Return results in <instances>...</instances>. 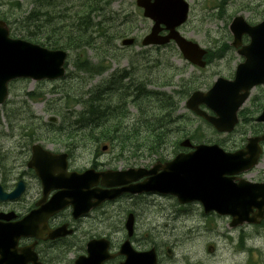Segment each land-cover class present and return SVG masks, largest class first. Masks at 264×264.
<instances>
[{
	"label": "rangeland",
	"instance_id": "374dc122",
	"mask_svg": "<svg viewBox=\"0 0 264 264\" xmlns=\"http://www.w3.org/2000/svg\"><path fill=\"white\" fill-rule=\"evenodd\" d=\"M39 0H0V14L8 16L15 28L16 23L22 21L24 17L34 8L51 9L53 6L61 8L57 11L60 15L73 14L77 7L73 6L78 0H54L55 5H40ZM189 4L188 19L179 27L180 32L191 39L196 40L201 46L216 50L227 42L230 43L232 36L228 30L231 18L236 14H242L249 22H258L264 18V0H186ZM109 10L114 18L104 26L108 31L114 29L131 30L129 36L136 37V43L130 47L122 48L119 39L111 42H104L97 38L93 47L88 48L87 57L93 62H97L102 55L105 71L102 75L90 76L86 72L78 70L75 66L77 57L75 52L70 54L68 59V76H74L72 79L67 78L65 81H40L35 82L29 79L15 81L11 86L8 101L0 106V152L3 155L10 146L14 145V140L9 134L10 131L5 125L6 111L11 116V123L14 128V136L19 137L21 125L27 124L17 122L19 112L26 103L25 91L32 90L34 98H30L29 104L31 113L40 120H47L55 116L57 120L67 117V121H73L75 116L82 110L80 104H73L72 98H68L69 89H72L71 97L80 98L83 93L93 89L96 84H100L103 79L116 73L119 69L132 67L135 73V79L139 80V75L146 82L147 89H160L171 91L173 93L172 106L166 104V109L177 108L174 113L175 118L172 122L164 123L165 141L156 147L152 152H141L140 157L116 155V146L108 140L94 141L86 148V137L80 141L83 145H78L74 151V157L78 158L76 164L85 166L96 157L97 162L104 168H118L127 166L130 163L149 166L155 160L170 159L175 153L183 148L178 146L185 136H192L193 139L200 142H217L225 149L232 150L240 139V134L245 131L244 122L242 121L232 134L216 133L210 126L199 120L190 113L185 105L182 95H177L175 91L185 79L189 91L192 89L208 88L217 76L231 77V73L238 59L233 49H221L217 58L212 59L208 66L202 70L191 65L186 66L180 53L174 48L163 47L168 51L164 58L158 57L154 50H147L145 57L139 56L140 40L148 32L151 22L144 19L141 12L135 6L134 0H113ZM220 12V13H219ZM219 13V14H218ZM91 14L90 18L92 19ZM72 18L71 16H69ZM97 19V18H96ZM73 19L64 21L68 24ZM27 29L17 31L16 36L28 33L35 28L24 26ZM170 47V46H169ZM145 49V48H144ZM113 52V55H105V52ZM221 56V57H220ZM101 59V60H102ZM234 59V60H233ZM72 71V72H71ZM138 75V76H137ZM168 79L170 82L162 86L155 85L154 82H160ZM57 90H60L57 91ZM188 91V92H189ZM106 97L107 93L104 94ZM155 95V94H154ZM45 97V99H43ZM146 97V96H145ZM143 98L139 108L132 102H124L128 97L123 95L118 101L126 105V112H129V119L124 124L137 125L142 129L138 141L144 143L151 136L144 135V128L141 123L146 118H152L163 111L165 100L158 99L157 95ZM61 100L58 101L57 99ZM86 98V96H84ZM115 98V97H113ZM131 98V97H130ZM49 99V100H47ZM158 99V100H157ZM32 100V101H31ZM163 102L161 105L160 103ZM15 108L17 113H13ZM143 112V114H142ZM14 114H16L14 116ZM140 121L141 123L137 122ZM144 124H146L144 122ZM58 125V123H54ZM23 131H31L33 124L26 125ZM22 131V132H23ZM75 131V130H74ZM86 136V134H84ZM246 135V134H244ZM10 137V138H9ZM45 140L47 146L53 149L64 150L63 146L67 143L58 140ZM20 142V141H18ZM17 142V143H18ZM26 144V142H23ZM91 143V142H90ZM107 144L108 148L102 150L101 146ZM116 157V158H114ZM264 164V155L262 156ZM258 172L264 173V168L257 167L252 175H247L249 179L254 180ZM253 177V178H252ZM126 197L124 201H119L118 211L124 206L131 208L134 204L140 206L143 213L137 210L136 222V239L132 242L136 249H140L142 244H156L159 247L158 258L160 264H264V225L261 227L245 226L242 229H232L228 227L229 217L217 216L215 214H202V209L197 204L187 206H178L169 196H159L155 198L156 202L152 205L148 199L142 197ZM139 212V213H138ZM121 220L111 221L110 233L115 240H122L123 232L119 228ZM115 228H117L115 232ZM145 248V247H144ZM169 249V252L167 250Z\"/></svg>",
	"mask_w": 264,
	"mask_h": 264
},
{
	"label": "water",
	"instance_id": "95a60500",
	"mask_svg": "<svg viewBox=\"0 0 264 264\" xmlns=\"http://www.w3.org/2000/svg\"><path fill=\"white\" fill-rule=\"evenodd\" d=\"M136 5L142 8L143 16L153 22L149 33L142 39V44H165L173 40L184 58L196 65H204L202 56L206 51L176 30L187 18L188 3L185 0H136ZM229 29L233 34V45L240 42L243 34L250 38L249 44L239 50L244 61L238 64L234 78L227 80L219 77L206 92L194 91L186 101L188 108L204 117L218 131L225 132L233 129L237 121V108L246 99L248 90L256 84L264 83V20L250 25L241 15H236L232 18ZM162 30H166V33L160 34ZM131 42V38L123 40L124 44ZM66 56L67 53L61 49H47L39 44L10 38L5 23L0 21V104L7 96V83L11 79L29 77L41 80L63 76ZM201 103L214 114L209 115L201 110L198 107ZM259 119L264 120V110ZM262 139L263 137H250L243 149L234 152H226L217 144H198L192 147L189 139H184L180 145L192 147L190 152L179 153L163 164L157 162L149 170H87L80 176H73L69 183L72 188L78 184L80 193L81 188L87 186L88 180L96 184L101 178V185L108 189H95L96 200L90 203L92 206L103 200L116 198L123 192L169 193L175 195L181 203L201 202L205 213L214 210L221 215H230L231 225L259 223L264 218V183H252L242 178L234 182L235 177L230 175L244 172L256 164L261 153L259 141ZM35 149L43 155V164L36 167L43 185L47 190L62 188L63 184L56 182L52 172L48 170V160L54 159L55 155L40 150L37 145L33 146L34 155L38 153ZM54 169L56 170L55 167ZM143 176H147L143 181L131 183ZM66 185L69 188L67 183ZM12 196L13 193L6 194L0 187V200ZM70 197L73 199L72 194ZM62 201L60 197H55L47 205L48 210L52 212L60 208ZM26 224L22 220L15 228L7 230L5 236L27 234ZM125 227L130 235L131 215L126 220ZM101 241L97 240L95 244ZM119 253L125 255V260L120 264H156L153 248L135 251L128 240L123 242ZM93 263L100 264L97 252L93 255ZM82 264L90 263L84 261Z\"/></svg>",
	"mask_w": 264,
	"mask_h": 264
},
{
	"label": "flooded vegetation",
	"instance_id": "af4514ba",
	"mask_svg": "<svg viewBox=\"0 0 264 264\" xmlns=\"http://www.w3.org/2000/svg\"><path fill=\"white\" fill-rule=\"evenodd\" d=\"M252 23L254 22L252 21ZM242 42H247L244 37L242 38ZM224 49H228V47ZM236 58L238 59L237 64L240 61L237 53ZM245 104L246 115L244 117L239 115V121H243L245 126V131L242 132V138L239 142L240 147L245 144L244 140L246 141L244 134L254 135L264 133V122L256 120V117L264 108V85L254 87L250 91ZM12 138L14 144H17L13 146L14 149L5 152L3 155L0 153V183L4 190L8 192L19 190V193L13 199L0 202V214H13L12 216L0 215V229H5L10 224L24 218L25 221L28 220L29 231L33 229L39 233L44 222L43 216L38 215V213L41 212V205L48 202L49 198L55 193V190H51L44 195L41 181L36 176L34 170L28 165L30 153L23 151L24 149L26 150V147L22 146L20 142L17 143V137ZM93 139V137L87 136L86 143H89ZM20 140L22 141L21 137ZM91 144L89 143L87 148ZM262 145L264 147V142ZM74 147L72 145L70 149L65 150L68 171L81 172L88 167L97 170L104 169L100 163H95V158L85 166L76 164L77 158L74 157ZM125 154L135 156L136 158L141 156L140 151H125L123 156ZM262 156L259 158L257 166L243 175L246 177L247 175H252L255 168L259 166L264 168ZM132 166H138V164L130 163L127 166L122 165L119 167L127 168ZM254 181H264V173L258 172L254 177ZM19 183H21V188L18 187ZM126 197H139L140 200L143 199L142 197H145V199H148V202L154 205L156 202L155 198H158L159 195L156 193H143L140 195L124 194L112 201L102 202L97 207H87L88 209L86 208V210H83L84 207L80 204L77 205L74 215L72 207L66 206L54 212L46 219V226L50 230L60 228V234L57 236L48 237L47 232L40 234L41 236L31 234L18 237L0 235V264H74L75 260L79 259L80 256L88 254V243L100 237L108 240L109 252L115 254L126 237L124 223L128 214L132 213L133 216V233L130 237L131 242H133L137 236V210L143 213L137 204H134L131 208L124 206L118 211L119 206L116 204L121 200L124 201ZM170 198L179 205L174 197ZM182 206L187 205L183 204ZM116 220H121L119 227L123 232L121 241H114L110 233L111 221ZM116 230L117 228H115V232ZM150 247H155L158 254L159 251L156 244L148 245L144 243L139 250ZM122 260L123 256L115 255L113 258L104 260L101 264H118Z\"/></svg>",
	"mask_w": 264,
	"mask_h": 264
},
{
	"label": "trees",
	"instance_id": "16d2710c",
	"mask_svg": "<svg viewBox=\"0 0 264 264\" xmlns=\"http://www.w3.org/2000/svg\"><path fill=\"white\" fill-rule=\"evenodd\" d=\"M112 1L113 0H78L73 6L79 9H75L73 14L65 16L60 15L57 12L58 10H62L59 7H57L58 10L55 6L51 9H49L50 7L45 9L34 8L22 21L16 23L17 26L14 28L13 34L20 31L19 29H27L24 26L35 28V30L23 33L21 36L45 45L46 47L62 48L68 50L70 54L75 52V56L77 57L75 62L76 68L93 76L102 73L105 70V65L103 63L102 55H98L99 59L97 62L91 61L90 58L87 57L88 48L93 47L97 38H100V40H103L104 42H111L114 39L131 32V30H127L126 28L114 29L109 32V28L104 26L107 22L114 19L111 16V13L113 12L109 10ZM38 2L42 6L55 5L54 0H39ZM92 13L93 15L91 19L90 16ZM2 18L7 21L6 15ZM68 19L73 20L68 24H64V21ZM104 54L112 56L113 52L109 53L106 51ZM141 54L145 56L144 52ZM121 73L122 77L130 78L129 70H121ZM67 78L72 79V76H68L67 74L66 78L63 80L65 81ZM110 82H114L110 91H108V87L111 85L105 82L101 86H95L93 89L87 91L85 93L87 94L86 98L83 96H80V98L71 97L73 91L72 89H69L71 91H68L67 97L72 98L73 100V104L70 105L78 103L83 107L78 113L76 121H82L83 123L89 124V126L94 124L96 130L99 129L96 135L104 137H122L129 136V134L140 136L142 129L138 128V126H133L127 130L128 127L121 124V118L127 114L125 113L127 110L126 105L118 101L111 104V99L114 96L122 98L123 95H129L132 98L131 101L140 108L139 105L144 96H149V93H153V96L157 95L158 99L165 100L164 103H160V105L163 103V111L160 114L153 116L154 120L152 118H146L142 121L141 125H146L144 128V135L153 137L152 140H148L144 143L149 145H161L166 139L164 123L172 122L173 118L176 117L174 116L176 108H172V111H170V108L166 109V104L172 106L174 96H171V94L164 91H145L142 84L136 80H132L129 83H125L126 85L121 86L114 79L110 80ZM169 82L168 79H164L160 82L155 81L154 84L162 86ZM188 89L189 87L184 85L178 91L176 90L175 93L178 95L187 92ZM106 93L108 95L107 97L104 95ZM27 95L28 97L34 98L32 92H28ZM126 101L127 99L124 102ZM22 108L23 109L20 111L21 113H19V118L26 120L34 118L29 107L25 109V107L22 106ZM12 112L17 113L15 108L12 109ZM3 114L6 119H11L12 114H9L7 111L5 113L3 112ZM15 115L16 114H14V116ZM144 122L146 124H144Z\"/></svg>",
	"mask_w": 264,
	"mask_h": 264
}]
</instances>
